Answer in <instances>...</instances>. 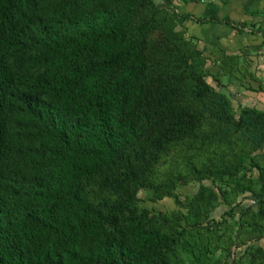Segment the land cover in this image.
I'll return each mask as SVG.
<instances>
[{"label":"trees","instance_id":"obj_1","mask_svg":"<svg viewBox=\"0 0 264 264\" xmlns=\"http://www.w3.org/2000/svg\"><path fill=\"white\" fill-rule=\"evenodd\" d=\"M139 1L0 0V264H167L178 238L132 208L174 192L128 166L121 200L94 205L86 187L155 131L164 152L202 115L234 118L221 95L193 112L170 101L179 87H153Z\"/></svg>","mask_w":264,"mask_h":264},{"label":"rangeland","instance_id":"obj_2","mask_svg":"<svg viewBox=\"0 0 264 264\" xmlns=\"http://www.w3.org/2000/svg\"><path fill=\"white\" fill-rule=\"evenodd\" d=\"M141 23L153 87H179L170 101L193 112L206 95H221L234 122L202 115L164 152L151 144L155 131L129 150L127 164L97 174L86 187L90 202L121 200L128 166L179 200L140 191L132 208L178 238L167 264H264V0H142ZM244 110L257 113L244 119L254 128L237 124Z\"/></svg>","mask_w":264,"mask_h":264},{"label":"crops","instance_id":"obj_3","mask_svg":"<svg viewBox=\"0 0 264 264\" xmlns=\"http://www.w3.org/2000/svg\"><path fill=\"white\" fill-rule=\"evenodd\" d=\"M254 101V100H253ZM251 103H253V104H251L252 106V108H255L256 107V105L254 104V102H251ZM259 105H262V104H259ZM149 197V196H148Z\"/></svg>","mask_w":264,"mask_h":264}]
</instances>
